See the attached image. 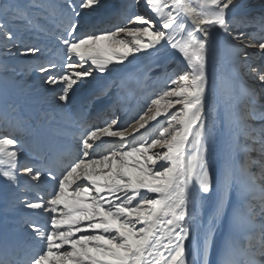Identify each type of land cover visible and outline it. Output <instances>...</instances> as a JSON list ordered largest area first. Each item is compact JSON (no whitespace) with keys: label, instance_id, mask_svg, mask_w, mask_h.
Listing matches in <instances>:
<instances>
[{"label":"snow or ice","instance_id":"1","mask_svg":"<svg viewBox=\"0 0 264 264\" xmlns=\"http://www.w3.org/2000/svg\"><path fill=\"white\" fill-rule=\"evenodd\" d=\"M141 6L148 15L135 11ZM0 49L31 58L28 71L39 74L38 91L50 90L48 102L61 114L56 119L34 107L21 117L15 108L0 110V120L18 133L0 135V195L5 215H19L12 233L23 232L22 239L7 232L0 239V264H213L210 250L228 215L232 166L225 161L214 180L218 120L209 101V62L227 51L234 77L246 70L256 81V88L241 87L244 95L264 94V15L250 17L242 0H125L115 12L104 0H0ZM141 53L151 70L160 69L161 82L142 111L123 124L115 115L92 123L84 108L66 111L77 89L86 93L85 108H108L105 74L120 73L116 65ZM257 56L262 63L253 66ZM169 59L176 62L171 70L161 62ZM216 81L214 70L213 94ZM257 118L264 120V111L254 104L243 110L227 145L244 151V171L251 144L264 156V125L248 123ZM102 137L116 138L115 146L100 152L108 143ZM26 153L35 160L22 162ZM259 163L264 169V159ZM260 192L264 211V186ZM209 199V218L198 222ZM248 213L241 228L233 211L230 223L241 228L245 243L226 239L216 264H241L238 254L243 264H258L253 249L264 254V223H255L251 205Z\"/></svg>","mask_w":264,"mask_h":264},{"label":"bare ground","instance_id":"2","mask_svg":"<svg viewBox=\"0 0 264 264\" xmlns=\"http://www.w3.org/2000/svg\"><path fill=\"white\" fill-rule=\"evenodd\" d=\"M264 1V0H256L255 2ZM125 3V0H104L105 8L109 11L115 12L119 10ZM242 3L244 4V11L247 12H253L254 17L258 19L259 13L264 11V7L257 8L255 7L254 3H252L250 0H242ZM254 4L253 6L251 5ZM263 4V3H262ZM264 6V4H263ZM255 7V8H254ZM261 9V10H260ZM135 11H138L142 15H148L146 10L141 6L138 9H135ZM130 27L133 25H129ZM247 31H252L251 28L247 29ZM138 55H143L138 54ZM137 55V56H138ZM258 58V57H257ZM132 59V58H130ZM31 60V58H30ZM261 60V59H260ZM18 62V61H17ZM20 62V60H19ZM18 62V63H19ZM29 61L26 63L28 64ZM259 63H262V61H259ZM175 64L172 63V67H174ZM233 64L231 62L230 56L227 51L221 50L216 54V57L214 60H210L209 62V80H210V86H209V101L213 102L214 100L219 101L220 106L216 107L217 111V120H218V128H217V134L215 137V140L212 144V152H215V155L211 157L212 160V173L215 180V177L219 173L222 165L225 163V161L229 162L232 166V176L230 180V192H229V202L227 206V212L228 215H226L220 222L219 227L217 229L216 237L214 238L212 248L210 250V256L209 258L213 261V264H216V262L219 260L221 249L225 243V240L228 238H231L233 241L238 242V245L240 247L243 246L244 240H243V233L241 231V228L247 225L250 216L248 213V206L251 205L252 210L255 205H259L256 203H260V201H255L257 194V191L260 190L262 186H264V181L260 180V178L255 179V185H252L251 178H249L247 172H249L251 169L249 168V165L252 166L254 163H248L247 170H242V166L245 163L246 157H244V151L239 148L235 147L236 150L239 152L238 154L235 153L232 149H229L227 145L225 144L226 141H230L231 134H234L235 131L238 130L240 125V115L241 114H234V112L230 111V99L226 98V95L224 94L223 90H221V87H219L218 77L219 72L221 69L233 71ZM215 70V75L217 77L216 81V88H215V94H213V90L211 87V80L213 76V71ZM22 72V70H21ZM123 72V71H122ZM17 74V73H16ZM19 74V73H18ZM134 74L131 71L124 72L115 78L116 81H110L105 80L104 82L109 84L111 89L115 90L118 86L124 87L127 84H132L134 82ZM26 76L25 80L30 81V84L32 85H38L40 87V81L39 76L35 72H31L29 75ZM116 77V76H115ZM221 80V79H220ZM98 82H93V86H96ZM234 86L240 90L241 86L239 84V80L236 78L233 79ZM29 85V84H28ZM91 87V86H90ZM43 88L47 89L48 86L44 85ZM156 83L150 80V78L147 79V83L145 85V88H143L142 96L148 97L150 92L153 89H156ZM121 90V88L116 89V92ZM86 93L83 92L81 89H77L76 94L72 96L71 102L67 106L66 111L69 114H73L77 111H79L81 108H84V110L88 113L94 112L96 110V107H93L92 105H87V107H84L83 103V96ZM42 95V96H41ZM50 95V90L48 92H39V96L36 97L37 101L38 99L41 100V103L45 102L44 108H49L48 112H52L56 119H60V113L55 111L54 106L48 102V96ZM13 93L7 91L1 84H0V110H3L5 107H7L8 104L16 105L21 107V111L23 114L27 117L30 114V111L28 110L27 105L24 103V99L19 96H15ZM132 96V94H131ZM77 97V98H76ZM140 97V96H139ZM21 98V99H20ZM76 98V99H75ZM138 97L136 98V101H133L130 96H128L127 99H120L119 102H123V107L120 105L122 103H117V108L115 110L114 114H121V120L119 123L123 124L125 121L129 119V116H134L135 114L139 113L143 110L144 106L148 102H143L142 98L137 101ZM109 100H111V97H109ZM250 105L253 106L252 102H249ZM239 105H242V101L240 100ZM255 105V104H254ZM122 107V109H121ZM241 106H239L240 108ZM255 107L260 110L264 111V94L261 97V100H258V105H255ZM39 108L43 109L41 106ZM53 108V109H52ZM99 108V105L97 106V109ZM9 110V109H8ZM244 110V107H241V111ZM46 111V110H45ZM101 112L100 116L104 117L107 116L108 118L112 116L111 111L106 109L99 110ZM242 113V112H241ZM229 117L231 118V129L232 133L229 131ZM164 120L163 117L158 118V121L153 122L152 125H149V130L153 129V126H157ZM252 122L253 125H251L252 129H259L260 127H255V125H264V120L261 119H252L248 121ZM97 123H102L101 119ZM0 126H9L5 121L0 120ZM10 127V126H9ZM145 132L146 130H142ZM23 138V137H21ZM27 139V138H25ZM102 140H107L108 143L101 144L99 151L103 152L106 150H110L115 146V138L110 137H102ZM240 143H244V137L240 136ZM254 145H258V143H255ZM255 149L254 147L251 148V150ZM223 150V155H221V152ZM26 157V159H25ZM33 162L35 160V157L31 156L30 153L22 154V162L27 161ZM248 160V159H247ZM38 163V161H37ZM254 167V166H253ZM256 174V173H255ZM255 176V175H254ZM29 198H32V193L28 194ZM254 201V202H253ZM214 205V199L206 200L200 209V214L198 217V222H204L206 223L209 218V212L211 211L212 207ZM254 205V206H253ZM27 211V210H25ZM233 211H236L238 213V223L241 226V228L234 229L230 223V218L233 213ZM255 213V210H253ZM259 215L256 217L255 215V223L260 224V221L264 218V211L258 212ZM19 220V215L17 213L9 212L7 215L4 213V200L3 196L0 195V236L3 238L6 232L9 235L23 238V232H17L12 233V229L19 228V225L17 221ZM27 229H25L26 231ZM253 252L255 254V259L259 261L260 264H264V254L260 253L259 246L253 249ZM237 259L241 261V264H243L244 257L242 255H237Z\"/></svg>","mask_w":264,"mask_h":264},{"label":"rangeland","instance_id":"3","mask_svg":"<svg viewBox=\"0 0 264 264\" xmlns=\"http://www.w3.org/2000/svg\"><path fill=\"white\" fill-rule=\"evenodd\" d=\"M250 1L254 4H256V5H254L251 3L252 6L254 5L257 8L263 9L262 3H264V1H259V2H255L256 0H250ZM189 2L194 4L195 0H189ZM247 14L250 17H254V13L252 14V13L247 12ZM259 15L260 16L264 15V11L259 13ZM260 16H258V18ZM0 55H2V57L0 56V66H3L6 62H8L5 59L11 60V59L17 58V55L13 56V55L5 54L2 49H0ZM161 62L167 63L169 70L176 67V62L174 60H171V59H169L167 61L162 60ZM12 63L14 65L17 64L16 62H12ZM172 63L175 64L174 67H172ZM116 67L121 68L123 72L121 71L120 73H113L111 76H108V74H105L107 80L116 81L115 78H117L118 75H120L124 72H127V71H131L133 74H135L134 78H135L136 82H140L139 84L141 86V89L145 88V85L147 83L148 78H150V80L152 79V81H154L156 83L157 88L153 89L150 92V94L148 95V97L141 96V98L143 99L142 100L143 102L144 101L149 102L150 98L154 95L155 91L161 86V82L156 80V77L160 73V69L157 68L154 71L151 70L150 69V61L147 58H145L144 55L137 56L136 59L132 60L131 64L126 63L125 65H116ZM7 74H8V78H6ZM0 77H1V75H0ZM3 77H5V78H0V84L6 90L12 92L15 96H18V99L20 96L21 98L24 99V103H25L26 99L37 101L36 97L39 96V92H41V91H38L39 90L38 85H32V84H30V81L25 80L26 76L23 75V70H22V72H19V74L17 73L14 76L12 74H9L8 72H6ZM233 79H235L233 71H230V69L228 71L225 69L220 70L219 77H218L219 87H221V90H223L224 94L226 95V98L231 100L230 101V107H229L230 111L234 112V114H237L238 112L241 114V112H242L241 107H244V110L251 108V107L249 106V101L245 97H241L239 95V92H238L239 90L234 86ZM142 91H143V89H142ZM142 91H141V93H142ZM41 100L38 99V103H33V104L25 103V104L27 105L28 110L30 111L31 108L41 106L39 103ZM240 100L242 101V105H239ZM213 102L215 103L216 107L220 106L218 99L217 100L213 99ZM14 105H13V107L9 108V110L12 108H15L16 110H22L21 107H15ZM89 105H91V104H89ZM239 106H241V107L239 108ZM115 110H116V107L113 106L111 109V114L115 113ZM251 121H252V119H251ZM145 132L149 133V130H146ZM254 134H256V133H254ZM137 135L139 137V134H137ZM227 143H228V141L225 142L226 145H227ZM252 147H256V145H252L251 148ZM253 150L254 151H251V154H253V153L256 154L257 153L256 149H253ZM214 155H215V152H212V156H214Z\"/></svg>","mask_w":264,"mask_h":264}]
</instances>
